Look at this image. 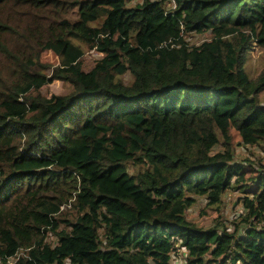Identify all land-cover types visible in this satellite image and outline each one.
<instances>
[{"label": "trees", "instance_id": "1", "mask_svg": "<svg viewBox=\"0 0 264 264\" xmlns=\"http://www.w3.org/2000/svg\"><path fill=\"white\" fill-rule=\"evenodd\" d=\"M59 1L0 0V264H264V0ZM227 190L230 223L190 218Z\"/></svg>", "mask_w": 264, "mask_h": 264}, {"label": "rangeland", "instance_id": "2", "mask_svg": "<svg viewBox=\"0 0 264 264\" xmlns=\"http://www.w3.org/2000/svg\"><path fill=\"white\" fill-rule=\"evenodd\" d=\"M62 1L64 0H60L59 2ZM64 5L65 8L63 10L74 5V0H69ZM169 6L170 4H168V7ZM208 32V30L207 32H192L187 38L192 43L199 42L203 38L208 36ZM2 35L3 37L7 36L5 32ZM84 49L85 52L83 59L85 67H89L95 58H98L102 55L100 51L96 50L94 47H89L86 44H84ZM40 61L46 64H50V67L47 70V72L50 74L52 69L51 66L59 64V57L51 50H46L41 53ZM263 64L264 48L262 46L253 44L244 63L245 70L247 71L249 76L255 77L261 70ZM125 76L126 78L129 77L128 74H125ZM72 89L73 85L69 81L55 78L50 83H47L45 86H43L41 92L42 94H50L52 92L65 94L70 92ZM259 99L264 102V90L259 94ZM232 132L233 140L235 143L234 152L236 159H240L244 156L249 155L254 157L257 154H260L255 146H246L244 144L238 143L240 141L239 133L234 128H232ZM217 147L218 146H216V148ZM239 196L240 192H238L237 190H227L223 194H221L219 199L215 202H208V199L205 196L199 195L196 202L189 208V216L192 220H195L198 224L205 227L213 225L217 222V219H220L226 223H230L231 219L236 215V212L243 209L241 203L238 201ZM70 205L69 203L63 204L60 210H66V208L68 207V212L71 215L72 209ZM177 252H179V250ZM18 253L20 254L21 251ZM179 255L182 256L181 253ZM179 255H173L171 257L173 264H179V262L181 261Z\"/></svg>", "mask_w": 264, "mask_h": 264}, {"label": "built area", "instance_id": "3", "mask_svg": "<svg viewBox=\"0 0 264 264\" xmlns=\"http://www.w3.org/2000/svg\"><path fill=\"white\" fill-rule=\"evenodd\" d=\"M172 256H173V254H172ZM12 258H13L12 256H7L6 260L10 259L12 261ZM180 258H181V261L179 262V264H185L186 260L182 257H180Z\"/></svg>", "mask_w": 264, "mask_h": 264}, {"label": "crops", "instance_id": "4", "mask_svg": "<svg viewBox=\"0 0 264 264\" xmlns=\"http://www.w3.org/2000/svg\"><path fill=\"white\" fill-rule=\"evenodd\" d=\"M178 260V259H177Z\"/></svg>", "mask_w": 264, "mask_h": 264}]
</instances>
